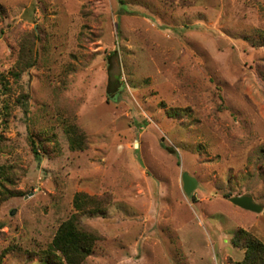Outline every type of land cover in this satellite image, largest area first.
<instances>
[{
  "label": "rangeland",
  "instance_id": "rangeland-1",
  "mask_svg": "<svg viewBox=\"0 0 264 264\" xmlns=\"http://www.w3.org/2000/svg\"><path fill=\"white\" fill-rule=\"evenodd\" d=\"M262 150L264 0H0V264H45L72 215L81 264H235L237 229L264 243Z\"/></svg>",
  "mask_w": 264,
  "mask_h": 264
},
{
  "label": "trees",
  "instance_id": "trees-1",
  "mask_svg": "<svg viewBox=\"0 0 264 264\" xmlns=\"http://www.w3.org/2000/svg\"><path fill=\"white\" fill-rule=\"evenodd\" d=\"M22 62L26 63L25 66L28 64L23 57ZM29 65L32 66L33 63ZM20 73L21 70L13 71V78H19ZM121 83L120 81L119 85L110 87L107 96L115 99L118 93L121 92ZM113 91L114 93H112ZM179 112L181 110L175 109L169 114L173 117L177 116ZM64 131L71 149L83 150L85 148L86 136L75 123L69 121L64 123ZM31 144L34 154H38L40 146L35 140H32ZM169 149L173 151L172 148ZM262 153H264V150H262ZM73 205L77 211L95 212L101 208L99 203L95 202V197H89L84 193L75 194ZM96 241L97 237L94 233L83 229L77 221L76 215H72L57 228L49 248L42 256V261L45 264H53V261L56 264H81L93 252ZM231 242L235 247L244 250L243 259L235 264H264V243L252 233L239 228L234 232Z\"/></svg>",
  "mask_w": 264,
  "mask_h": 264
},
{
  "label": "water",
  "instance_id": "water-1",
  "mask_svg": "<svg viewBox=\"0 0 264 264\" xmlns=\"http://www.w3.org/2000/svg\"><path fill=\"white\" fill-rule=\"evenodd\" d=\"M181 180L183 183V191L187 196H190L193 190L197 187L198 181L193 176L189 175L188 172L184 171L181 175ZM229 201L247 211H252L259 213L262 211V205L254 201L251 194H242L238 196H232Z\"/></svg>",
  "mask_w": 264,
  "mask_h": 264
}]
</instances>
